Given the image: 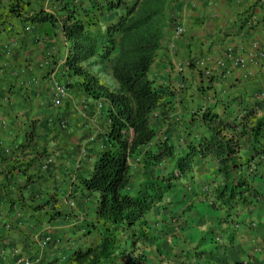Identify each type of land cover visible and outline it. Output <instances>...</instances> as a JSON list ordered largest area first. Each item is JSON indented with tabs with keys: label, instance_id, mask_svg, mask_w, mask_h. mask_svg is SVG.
<instances>
[{
	"label": "crops",
	"instance_id": "0c3cea01",
	"mask_svg": "<svg viewBox=\"0 0 264 264\" xmlns=\"http://www.w3.org/2000/svg\"><path fill=\"white\" fill-rule=\"evenodd\" d=\"M10 18L0 26V264H17L16 249L28 258H39L40 264H69L73 252L98 241V231L92 226L96 225L95 201L80 195L76 175L89 174L104 148L108 122L102 110H96V101L75 87H66L58 108L52 105V85L70 83L60 69L65 43L60 36L49 40V46L46 40L34 44L23 26ZM174 22L181 23L185 32L174 40V25L168 31L149 76L173 91L165 98L172 110L159 134L183 153L201 134L196 125H190L191 115L205 107L221 113L222 103L230 100L227 97L241 92L237 86L229 88L230 84L256 81L264 72V0H185ZM229 53L245 59L255 54V64L248 66L250 76L244 78L239 69L228 76L220 74L217 64ZM46 54L54 57L53 62L45 61ZM201 62L204 67L199 66ZM205 69L213 77L211 89L201 88L200 74ZM31 122L38 134L32 145L36 151L45 149L50 158L40 171L52 170V179L34 185L43 198L56 192L55 208L62 214L55 219L30 210L44 199L33 203L22 176L11 169L33 157L28 148H21L27 145L25 134ZM211 163L210 183L194 181L202 164L165 195L164 208L149 213L152 239L140 249L144 264H264V199L229 216L213 208L215 164ZM136 166L131 171V190L141 180ZM45 236L51 241L42 248Z\"/></svg>",
	"mask_w": 264,
	"mask_h": 264
},
{
	"label": "trees",
	"instance_id": "16d2710c",
	"mask_svg": "<svg viewBox=\"0 0 264 264\" xmlns=\"http://www.w3.org/2000/svg\"><path fill=\"white\" fill-rule=\"evenodd\" d=\"M184 1L0 0V26L11 17L9 21H18L34 44L61 36L66 55L60 69L70 82L65 86L102 102L108 122L104 148L89 174L76 175L80 195L95 201L96 225L92 226L98 241L73 252L69 264H144L140 249L152 239L149 213L164 208L165 195L172 193L175 184L208 161L215 164L213 208L229 216L264 199V72L256 81L230 84L229 88L237 86L241 92L227 97L230 100L222 103L221 113L205 107L192 114L190 125L201 134L183 153L159 134L172 110L165 98L173 91L157 85L149 73ZM53 58L45 55L47 62ZM200 75L203 87L211 89L212 75ZM37 136L31 122L25 134L27 145L21 148H28L33 157L11 167L22 176L23 188L29 187L33 203L43 198L34 184L52 179V170L40 171L50 158L45 149L36 151L32 145ZM132 164L141 175L134 190L130 188ZM43 199L30 210L43 211L51 219L61 216L55 208L56 192ZM47 206L52 207L45 210Z\"/></svg>",
	"mask_w": 264,
	"mask_h": 264
},
{
	"label": "built area",
	"instance_id": "2783aa9c",
	"mask_svg": "<svg viewBox=\"0 0 264 264\" xmlns=\"http://www.w3.org/2000/svg\"><path fill=\"white\" fill-rule=\"evenodd\" d=\"M185 30L184 27L181 25V23L179 22H174V29L172 32V39L176 40L177 38H179L180 36H182L184 34ZM254 50H257V43L253 44ZM255 54L252 53L250 54L249 59H245L244 57L241 56H234L233 54H227L226 59L222 60L220 62H218L217 66L218 68L222 71L223 75L228 76L232 73L233 69H239L243 72V76L244 78H247L248 76H250V71L248 66L250 65V63H254L255 60ZM200 67H204V64L201 62L199 63ZM205 74L206 75H210V72L208 69H205ZM67 93V89L66 86L64 84H53L52 88H51V100H52V105L55 108H58L61 103L63 98L66 96ZM102 102H97L96 104V110H101L102 109ZM61 128H65V123L61 124ZM93 138H90V140H92ZM82 155H85L84 150L82 149ZM70 205L72 206L73 203L70 202ZM51 241L50 236H45L41 242H40V246L42 248L46 247ZM19 251L16 249L14 250V254H18ZM39 258L36 260H31L26 256H20L17 264H38Z\"/></svg>",
	"mask_w": 264,
	"mask_h": 264
},
{
	"label": "rangeland",
	"instance_id": "374dc122",
	"mask_svg": "<svg viewBox=\"0 0 264 264\" xmlns=\"http://www.w3.org/2000/svg\"><path fill=\"white\" fill-rule=\"evenodd\" d=\"M54 44H52V46H53ZM203 84H205V83H202V86H203ZM201 86V88H204V87H202ZM94 104H97V102L96 103H94ZM104 111V110H103ZM66 135V134H65ZM212 168H213V166H212V163L211 162H206V163H204L201 167H200V169L201 170H199V171H197L196 173H195V175H194V181H199V184H201V182H208V183H210V181L213 179V176L210 174V172H211V170H212ZM203 175L206 177V179H204L203 178ZM181 182H183V181H181ZM176 186V185H175Z\"/></svg>",
	"mask_w": 264,
	"mask_h": 264
}]
</instances>
